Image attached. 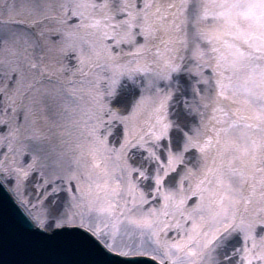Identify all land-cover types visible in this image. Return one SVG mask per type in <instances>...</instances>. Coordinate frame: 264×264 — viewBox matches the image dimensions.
<instances>
[{
    "label": "snow or ice",
    "instance_id": "1",
    "mask_svg": "<svg viewBox=\"0 0 264 264\" xmlns=\"http://www.w3.org/2000/svg\"><path fill=\"white\" fill-rule=\"evenodd\" d=\"M0 264H264V0H0Z\"/></svg>",
    "mask_w": 264,
    "mask_h": 264
},
{
    "label": "water",
    "instance_id": "2",
    "mask_svg": "<svg viewBox=\"0 0 264 264\" xmlns=\"http://www.w3.org/2000/svg\"><path fill=\"white\" fill-rule=\"evenodd\" d=\"M3 258H4V253L0 251V260H2Z\"/></svg>",
    "mask_w": 264,
    "mask_h": 264
}]
</instances>
